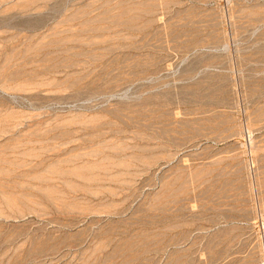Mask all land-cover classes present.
<instances>
[{
    "label": "rangeland",
    "instance_id": "rangeland-1",
    "mask_svg": "<svg viewBox=\"0 0 264 264\" xmlns=\"http://www.w3.org/2000/svg\"><path fill=\"white\" fill-rule=\"evenodd\" d=\"M0 264H264V0H0Z\"/></svg>",
    "mask_w": 264,
    "mask_h": 264
},
{
    "label": "bare ground",
    "instance_id": "bare-ground-1",
    "mask_svg": "<svg viewBox=\"0 0 264 264\" xmlns=\"http://www.w3.org/2000/svg\"><path fill=\"white\" fill-rule=\"evenodd\" d=\"M129 21V20H128Z\"/></svg>",
    "mask_w": 264,
    "mask_h": 264
}]
</instances>
